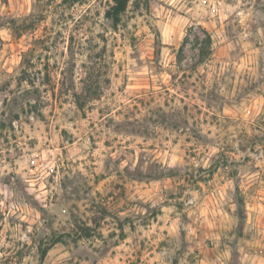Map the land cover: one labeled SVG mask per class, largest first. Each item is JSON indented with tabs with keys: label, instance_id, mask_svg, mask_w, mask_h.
<instances>
[{
	"label": "rangeland",
	"instance_id": "1",
	"mask_svg": "<svg viewBox=\"0 0 264 264\" xmlns=\"http://www.w3.org/2000/svg\"><path fill=\"white\" fill-rule=\"evenodd\" d=\"M113 5L0 0V264H264V0Z\"/></svg>",
	"mask_w": 264,
	"mask_h": 264
},
{
	"label": "trees",
	"instance_id": "2",
	"mask_svg": "<svg viewBox=\"0 0 264 264\" xmlns=\"http://www.w3.org/2000/svg\"><path fill=\"white\" fill-rule=\"evenodd\" d=\"M114 5L107 11L106 18L112 23L113 27L116 28L121 22V16L125 14L128 9L130 0H113ZM210 38V37H209ZM209 39V45L211 44ZM90 236V233L88 234ZM47 250L42 252V260L45 259Z\"/></svg>",
	"mask_w": 264,
	"mask_h": 264
},
{
	"label": "built area",
	"instance_id": "3",
	"mask_svg": "<svg viewBox=\"0 0 264 264\" xmlns=\"http://www.w3.org/2000/svg\"><path fill=\"white\" fill-rule=\"evenodd\" d=\"M200 222V218L196 217L190 225L184 226V230L190 236H195L197 233V225Z\"/></svg>",
	"mask_w": 264,
	"mask_h": 264
}]
</instances>
